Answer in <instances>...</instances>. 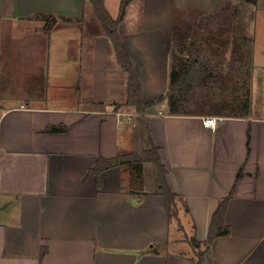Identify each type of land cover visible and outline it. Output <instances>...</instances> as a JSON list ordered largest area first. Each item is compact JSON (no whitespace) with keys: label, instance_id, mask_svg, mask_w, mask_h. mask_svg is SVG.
Segmentation results:
<instances>
[{"label":"crops","instance_id":"0c3cea01","mask_svg":"<svg viewBox=\"0 0 264 264\" xmlns=\"http://www.w3.org/2000/svg\"><path fill=\"white\" fill-rule=\"evenodd\" d=\"M101 1L118 18L123 0ZM171 1L133 0L119 26L145 101L170 90ZM128 82L90 0H0V264H196L230 194L204 264H264V108L174 115L167 97L140 115ZM152 144L177 218L151 162L103 168Z\"/></svg>","mask_w":264,"mask_h":264},{"label":"rangeland","instance_id":"374dc122","mask_svg":"<svg viewBox=\"0 0 264 264\" xmlns=\"http://www.w3.org/2000/svg\"><path fill=\"white\" fill-rule=\"evenodd\" d=\"M171 3L172 59L179 55L187 62L193 44H198L201 49L210 48L214 51L208 54L216 55L215 61L222 66L220 70L215 68L214 75H222L225 81V90L217 94L210 92L195 97L193 90L187 88L185 110L235 114L241 104L264 108V80L258 82L260 78L255 73L256 68L264 64V0H172ZM138 7L134 8L133 15L138 12ZM209 16L216 17L219 27L208 23L206 18ZM131 22L134 26L133 16ZM122 32L125 34L128 30ZM179 44L185 45L182 52L175 47ZM232 51L240 54L237 67L232 66L236 60ZM238 74H242L241 77ZM234 97L241 100L236 106L230 104Z\"/></svg>","mask_w":264,"mask_h":264},{"label":"trees","instance_id":"16d2710c","mask_svg":"<svg viewBox=\"0 0 264 264\" xmlns=\"http://www.w3.org/2000/svg\"><path fill=\"white\" fill-rule=\"evenodd\" d=\"M85 1L86 0H82V4H84ZM90 1L94 6L96 16L102 23L106 34L113 41L119 64L129 74L128 100L126 102V105L134 107L137 114L145 115L149 108L162 103L167 97L169 98L171 114L176 115L192 112L185 110L186 95H184V93L186 92L187 88L189 89L188 91L193 90L195 97L204 96V94H208L210 92L217 94V92H222L223 90H225L224 77L222 75H220L219 77L217 75H214L215 68L220 70L222 66H220L218 62L215 61L216 55L212 57L208 54L214 50L210 48L201 49L199 48L198 44H193L189 51L191 62H189L188 65L178 68L177 63L179 62V57L178 55L177 57H174L173 62L178 69L175 67L174 69H172L171 85L167 96L164 95L152 101H145L143 97L142 84L137 73L135 72L129 54L123 47L122 39L118 32L119 26L124 20L127 7L133 0L122 1L120 14L116 19H114L110 15L101 0ZM206 19H208V23L211 26L219 27L220 23L216 22L215 16H209ZM175 47H178V45H176ZM233 55L236 56V60L234 59V64L232 66L237 67L239 60L241 59L240 54L237 52L236 54H233L232 51V57H234ZM238 75L239 77H241L242 74ZM232 87L234 88L235 86L232 85ZM231 101L232 103L230 104L236 106V103L241 100L234 97L231 99ZM238 106L240 108L238 112H242L241 116L246 117L248 115L249 105L245 106L241 104ZM144 162H151L154 165L158 192L166 199L168 216L170 219L177 218V195L173 193L167 182L168 172L161 161L159 148L152 144L149 148L146 149L143 156L131 154L116 157L115 159L105 161L103 168H111L118 163H125L129 164V166H135L137 164L141 165ZM96 170H98V168ZM242 176L243 170L239 172L238 179H240ZM232 198L233 194H230L220 203L218 209L215 211L206 242L202 244L196 238H193L191 240L193 246L198 248V252L196 255V264H204L206 253L217 238L224 237L230 234L229 227L225 225V216Z\"/></svg>","mask_w":264,"mask_h":264},{"label":"built area","instance_id":"2783aa9c","mask_svg":"<svg viewBox=\"0 0 264 264\" xmlns=\"http://www.w3.org/2000/svg\"><path fill=\"white\" fill-rule=\"evenodd\" d=\"M220 117H215V116H209L204 118V125L208 128L215 129L218 124L221 122Z\"/></svg>","mask_w":264,"mask_h":264},{"label":"water","instance_id":"95a60500","mask_svg":"<svg viewBox=\"0 0 264 264\" xmlns=\"http://www.w3.org/2000/svg\"><path fill=\"white\" fill-rule=\"evenodd\" d=\"M56 19H53V21H55Z\"/></svg>","mask_w":264,"mask_h":264}]
</instances>
